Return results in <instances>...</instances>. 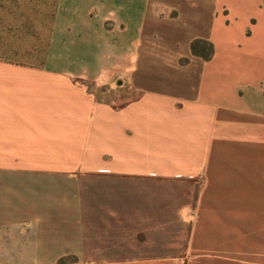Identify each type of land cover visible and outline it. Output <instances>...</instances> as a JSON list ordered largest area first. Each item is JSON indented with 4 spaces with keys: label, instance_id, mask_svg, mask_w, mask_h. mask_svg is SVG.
Listing matches in <instances>:
<instances>
[{
    "label": "crops",
    "instance_id": "crops-1",
    "mask_svg": "<svg viewBox=\"0 0 264 264\" xmlns=\"http://www.w3.org/2000/svg\"><path fill=\"white\" fill-rule=\"evenodd\" d=\"M159 1L55 0L41 55L0 51V264H264V71L202 60L201 6H164L180 30ZM33 154L76 160L4 158Z\"/></svg>",
    "mask_w": 264,
    "mask_h": 264
},
{
    "label": "rangeland",
    "instance_id": "rangeland-1",
    "mask_svg": "<svg viewBox=\"0 0 264 264\" xmlns=\"http://www.w3.org/2000/svg\"><path fill=\"white\" fill-rule=\"evenodd\" d=\"M172 2L175 5L183 4L177 0H160L158 4L164 7ZM190 2L201 6L199 30H205L208 36L206 40L192 42L193 53H198L202 60L211 59L214 55V43L210 39L213 38L217 46L216 60L221 62L224 68L230 66L246 71H264V0H190ZM54 4L55 0H0V51L7 56L15 53L20 57L15 60L19 61H23V57L28 55L35 54L37 57L41 55L46 38L42 34L39 35L37 30V33L34 32V29L39 25L41 27L50 25ZM168 11L167 7H164L159 12L160 21L167 20L169 24L182 30L180 27L184 25L186 18L178 16L176 11ZM193 30L192 25L190 32ZM27 31L31 32L30 35H27ZM185 32L187 33L188 29H185ZM32 48L35 51H32ZM4 158H9L10 164L31 168L64 165L76 160V157L71 155L59 154ZM23 175L20 177L17 175V180L27 184L31 191H38L41 184L48 182V178L39 176L38 173ZM22 184L16 183L12 186L21 187ZM79 185V197L87 201L85 178L79 180ZM57 263H65V260Z\"/></svg>",
    "mask_w": 264,
    "mask_h": 264
}]
</instances>
